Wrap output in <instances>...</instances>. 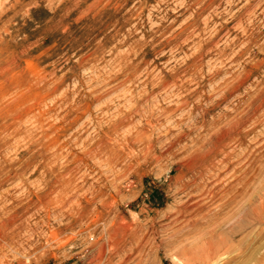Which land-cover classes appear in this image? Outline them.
<instances>
[{"label": "rangeland", "instance_id": "rangeland-1", "mask_svg": "<svg viewBox=\"0 0 264 264\" xmlns=\"http://www.w3.org/2000/svg\"><path fill=\"white\" fill-rule=\"evenodd\" d=\"M260 245L264 0H0V264Z\"/></svg>", "mask_w": 264, "mask_h": 264}, {"label": "bare ground", "instance_id": "bare-ground-1", "mask_svg": "<svg viewBox=\"0 0 264 264\" xmlns=\"http://www.w3.org/2000/svg\"><path fill=\"white\" fill-rule=\"evenodd\" d=\"M170 131V130H169ZM169 133V132H168ZM216 139V138H215ZM210 141V140H209ZM213 142V141H212ZM214 143V142H213ZM165 146V145H164ZM188 146V145H187ZM198 149V148H197ZM184 150V149H183ZM175 155V154H174ZM178 155V154H177ZM154 156V155H153ZM208 156V155H207ZM204 158V157H203ZM172 160V159H171ZM194 160V159H193ZM188 161V160H187ZM157 162V161H156ZM211 162V161H210ZM172 165V164H171ZM256 174V173H255ZM245 175H246V173H245ZM245 177V176H244ZM253 177V176H252ZM238 181H239V179H238ZM240 181H241V179H240ZM243 181V180H242ZM186 183V182H185ZM189 183V182H188ZM239 183V182H238ZM243 183V182H242ZM181 185V184H180ZM239 186V185H238ZM241 187V186H240ZM236 188V187H235ZM241 190V189H240ZM210 192V191H209ZM239 192H241V191H239ZM236 195H237V193H236ZM232 196V195H231ZM232 198V197H231ZM233 202V201H232ZM236 203V202H235ZM234 203V204H235ZM223 205V204H222ZM242 206H243V204H242ZM181 212V211H180ZM183 212V211H182ZM253 212V211H252ZM17 213V212H16ZM255 213V212H254ZM14 214V213H13ZM86 214V213H85ZM17 217H18V215H17ZM16 219V218H15ZM86 219H87V217H86ZM256 219V218H255ZM78 220V219H77ZM257 220V219H256ZM104 221V220H103ZM179 221V220H178ZM177 220H176V222H178ZM212 221V220H211ZM258 221V220H257ZM175 222V221H174ZM175 222V223H176ZM187 222V221H186ZM185 222V223H186ZM174 223V224H175ZM190 223V222H189ZM3 224V223H2ZM212 224V223H211ZM9 225V224H8ZM7 225V226H8ZM182 225H184V224H182ZM5 226L6 225H4L3 227L5 228ZM178 226V225H177ZM9 227V226H8ZM14 227V226H13ZM171 227H174L173 226V224H172V226ZM178 227H181V226H178ZM239 227V226H238ZM3 228V229H4ZM175 228V227H174ZM173 228V229H174ZM11 229V228H10ZM172 229V228H171ZM173 229H172V231H173ZM178 229V228H177ZM196 230V228H195V224L193 223L192 225H191V223H190V225H185V226H183V227H181L180 228V230L179 231H176V233H175V235H174V238H175V241H172V242H174V243H177V244H179V243H182L183 242V240H186V238H189L191 235H193V232ZM207 230V229H206ZM227 230V229H226ZM229 230V229H228ZM129 231V230H128ZM131 231V230H130ZM171 231V232H172ZM175 231V230H174ZM222 231V230H221ZM229 232V231H228ZM6 233V232H5ZM4 233V234H5ZM89 234V233H88ZM208 235V234H207ZM3 236V235H2ZM4 237V236H3ZM102 237V236H101ZM211 237V236H210ZM170 238V237H169ZM171 238H173V237H171ZM229 238V237H228ZM4 239V238H3ZM2 239V240H3ZM211 239V238H210ZM86 240V239H85ZM172 240H174V239H172ZM217 240V239H216ZM102 241V240H101ZM205 244H206V250L208 251V254H210V253H213L214 254V252H211L213 249H216V248H213L214 246H213V242H204ZM109 244V243H108ZM216 244H218V243H216ZM106 245V244H105ZM263 245V244H262ZM262 245H260V248H261V251H260V254H261V259H260V264H264V246H262ZM96 246V245H95ZM262 246V247H261ZM216 247H218V245L216 246ZM99 248V247H98ZM97 248V249H98ZM116 248V247H115ZM221 248V247H220ZM99 250V249H98ZM112 250V249H111ZM102 252V251H101ZM108 252V251H107ZM219 252V251H218ZM218 254V253H217ZM129 258V257H128ZM95 259H96V257H95ZM111 259H112V257H111ZM98 260V259H97ZM110 260V259H109ZM129 260V259H128ZM95 263H97V262H95ZM122 264V263H121Z\"/></svg>", "mask_w": 264, "mask_h": 264}]
</instances>
